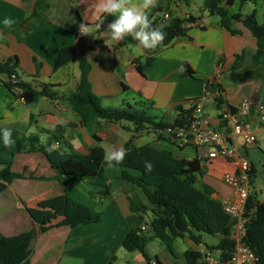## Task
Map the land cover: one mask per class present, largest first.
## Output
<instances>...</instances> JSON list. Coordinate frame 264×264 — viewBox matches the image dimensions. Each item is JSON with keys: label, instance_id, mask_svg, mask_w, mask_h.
Wrapping results in <instances>:
<instances>
[{"label": "crops", "instance_id": "crops-1", "mask_svg": "<svg viewBox=\"0 0 264 264\" xmlns=\"http://www.w3.org/2000/svg\"><path fill=\"white\" fill-rule=\"evenodd\" d=\"M41 1L48 7L40 12L41 15H34L36 0H0V19L9 17L15 21L10 28L0 25V62L16 56L20 78L29 80L28 76L36 75L39 82L48 84L61 97L55 100L41 97L26 104L0 81L1 126L16 128L22 135L36 136L42 144L47 143L54 133L59 139H52L50 145L53 147L57 142V148L62 150L86 153L89 148L100 146L105 157L106 152L124 146L132 135V128L126 121L99 120L85 124L70 108L66 96L77 87L82 59L90 64L88 81L92 92L100 97L101 105L144 107L157 119L169 123L177 116L178 106L188 109L203 94V78H213L221 86L222 102L228 107L235 109L243 98L249 100L248 113L241 116V120L250 123L256 139L250 145L243 144L241 137L233 140L250 159L252 186L259 200L264 201V126L260 124L256 112L258 104L264 101V63L252 61L256 40L240 21H231L230 28L239 30V33L233 34L216 18L204 16V11L192 13L188 0H158L157 6L149 13L151 21L158 19L167 23L191 14L198 18L202 26L186 25L184 36L146 52L139 49L135 41L121 45L111 40L107 30L114 19L111 14H104L100 29L95 36L92 35V43L82 42L86 35L80 32L81 24L94 26L98 23L92 12L96 0ZM128 3L138 4L139 0H128ZM253 3L256 6L258 2ZM255 6L253 9L258 21L264 23V19H259L263 12L257 11ZM242 7L235 0L228 7L229 14L237 11L247 14L240 9ZM165 14L169 16L166 19ZM67 48H72V54L63 63L57 64L60 53ZM146 56H153L154 59L142 75L136 65L143 63ZM183 63L191 68L192 74L182 71ZM209 105L217 109L220 107L212 101L204 103L210 125L221 127L219 111L211 114L210 110H206ZM57 126L60 129L55 131ZM137 137L135 134L134 139ZM147 142L169 149L178 158L195 156L193 147L178 148L172 142L157 141L151 133L150 140L133 144L138 146ZM28 155H39L42 164L23 165L19 159ZM19 162L20 166H17ZM200 164L202 181L214 189V198L221 200L233 194L231 186L223 180L225 173L235 171L233 162L218 157ZM11 169L23 171L25 177L5 183V188L0 191V232L15 235L22 232L11 233L18 226H31L32 263L107 264L114 257L113 264H145L140 252L127 251L121 245L131 227L147 226L150 219L149 213L141 217L131 211L127 199L131 188L129 182L107 179L105 195L90 194L86 180L56 176L40 153L17 155ZM64 192L101 211L102 220L73 227H51L40 232L28 208H39V203ZM219 240L217 234H201L199 241L185 234L174 238L170 249L163 244L164 248H149L146 245V252L156 259V264H209L201 245L203 249L211 250V257H215L221 253L217 247Z\"/></svg>", "mask_w": 264, "mask_h": 264}, {"label": "trees", "instance_id": "trees-1", "mask_svg": "<svg viewBox=\"0 0 264 264\" xmlns=\"http://www.w3.org/2000/svg\"><path fill=\"white\" fill-rule=\"evenodd\" d=\"M234 1L203 0L202 8L233 34L239 33V30L230 28L231 21H240L256 40V50L252 61L264 63V23L258 21L255 9L244 15L240 11L229 14L228 7ZM238 1L241 7L247 0ZM47 7L44 1L36 0L32 13L41 15L40 12ZM197 20L198 18L191 14L184 18H175L167 23L158 19L153 20V27L165 25L163 29L166 33L165 39L157 47L168 45L175 38L184 36L187 29L186 24ZM134 41L128 37L118 43L122 45ZM71 54L72 48L64 49L60 53L57 64L63 63ZM153 59V56H146L143 63L136 65L138 72L143 75ZM79 67L80 78L77 87L66 96L69 106L85 124L99 120L126 121L133 124L132 135L123 146L127 152L123 163L108 168L104 164V150L100 146L91 147L86 153L62 150L50 145L52 139H59L54 133L47 143L42 144L36 136L22 135L16 128L0 125V128L11 129L15 140V144L10 149L0 145V191L5 188V183L25 177L23 171L16 172L11 169L17 155L40 153L45 157L56 176L78 177L86 180L90 194L94 192L105 195L107 179H120L131 184L127 192L131 211L141 217L149 213L150 219L145 229L141 226L131 227L121 245L127 251L140 252L145 259V264H150L151 259L156 261L146 252V245L149 241L157 239L170 249L171 241L185 234L195 241H199L201 234L219 235L220 240L217 247L221 250L223 257L228 256L233 247V241L230 238L233 222L229 214L223 210L220 200L212 196L214 189L202 181L203 169L200 161L195 156L190 159L178 158L169 149L158 148L149 142L138 146L133 144L135 134L148 127L154 129L184 124L189 110L178 106L177 116L169 123L157 119L147 109L140 106L102 107L100 97L92 92L88 81L89 62L82 59ZM17 68L16 56L1 61L0 81L4 87L21 97L26 104L36 102L41 97L51 100L61 97L48 84L39 82L36 75L28 76L29 80L20 78L17 75ZM181 69L188 74L193 73L186 63L182 64ZM12 74L15 76L11 77ZM203 82L207 86L213 85L207 78H203ZM59 129L60 127L57 126L55 131ZM93 137L99 140L95 134ZM160 139L170 142L168 138L161 137ZM146 160L153 164L150 172L145 171L144 161ZM252 181L253 179H251L246 203L250 218L245 223L244 240L257 256L255 264H264V201L259 200ZM41 203L51 204L56 211L28 208L29 215L37 224L40 232H45L51 227L63 225L73 227L102 220L101 211L78 201L65 192ZM32 236L31 230L15 235H4L0 232V264H34L30 261ZM113 261L114 257L107 264H113Z\"/></svg>", "mask_w": 264, "mask_h": 264}, {"label": "built area", "instance_id": "built-area-1", "mask_svg": "<svg viewBox=\"0 0 264 264\" xmlns=\"http://www.w3.org/2000/svg\"><path fill=\"white\" fill-rule=\"evenodd\" d=\"M168 17V14L164 15V19ZM192 24L202 26L199 21L186 25ZM14 76V74L11 75V77ZM208 81L213 85L207 86L204 82L203 94L188 108L189 115L184 124L158 127L154 128L153 131L160 137L166 135V138L178 148L193 147L195 157L200 162L220 157L234 163L235 171L223 175L224 182L231 186L233 194L220 200L223 210L229 214L233 222V230L230 234L233 247L226 257H223L221 253L211 257V250L203 249L202 245L201 251L205 253L209 264H255L257 256L244 240L245 223L250 218V213L246 210V203L251 186L252 163L241 152L239 144L233 140L241 137L243 144L250 145L256 139L250 123L241 120V116L248 113L249 100L243 98L239 105L232 109L222 102L223 91L219 83L213 78L208 79ZM208 101H212L220 107L218 118L221 127L210 125L208 116L204 111V103ZM256 112L260 124L264 126V101L258 104ZM57 145L58 143L55 142L53 147L57 148ZM146 227L141 226L142 229ZM150 264H156L155 260L151 259Z\"/></svg>", "mask_w": 264, "mask_h": 264}, {"label": "clouds", "instance_id": "clouds-1", "mask_svg": "<svg viewBox=\"0 0 264 264\" xmlns=\"http://www.w3.org/2000/svg\"><path fill=\"white\" fill-rule=\"evenodd\" d=\"M158 0H139L138 4H129L128 0H96L94 12L96 23L94 26L81 24L80 32L84 35H93L100 29L104 14H111L114 19L108 24L107 30L113 41H124L131 37L137 42V47L142 50H152L160 45L166 36L163 30L165 25L153 27L149 13L157 6ZM15 21L9 17L0 19V25L5 28L13 26ZM15 144L11 129L0 128V145L10 149ZM126 150L121 146L114 151H108L104 157V164L108 168L116 167L123 163ZM145 171L150 172L153 164L144 161Z\"/></svg>", "mask_w": 264, "mask_h": 264}, {"label": "rangeland", "instance_id": "rangeland-1", "mask_svg": "<svg viewBox=\"0 0 264 264\" xmlns=\"http://www.w3.org/2000/svg\"><path fill=\"white\" fill-rule=\"evenodd\" d=\"M256 2H258L256 4V6L254 5L253 3V0H247L244 4H243V7L240 8L242 9V11L244 12H251L253 7L255 6L257 11H261L263 12V15L261 17H259V19H264V0L263 1H260V0H256ZM188 8L192 11V13H195V14H200L202 11H204V16H207V17H210V18H215L213 16H210L205 10H203L202 8V1L201 0H188ZM201 8V10H200ZM206 12V13H205ZM179 14V12H178ZM181 15V14H179ZM102 107H107V106H104V105H101ZM123 108H127V105L125 106H122ZM119 108V107H118ZM206 110H210L211 114H216L219 109L213 107V106H210L209 107H206ZM130 126L133 130V124L130 123ZM150 133L154 135L155 139L158 141L160 140L161 137L157 136L153 129L152 128H146L144 130H141L139 132L136 133V135L138 136L137 138H135L133 140L134 143H141V141H146V140H150ZM164 138H166V135H164ZM22 164H26L27 166H31L30 164H34V163H38L40 162V165L42 164V160L41 158L39 157V155H28V156H25L23 158H20L19 159ZM18 164V163H17ZM39 165V166H40ZM17 166H20V162ZM76 179H79L78 177H76ZM55 197V196H53ZM143 197V196H142ZM39 207L40 209H45V210H52L51 208V204H46V203H39ZM25 230H31V226H26V225H20L18 226V228H16L15 230H12L11 233H15V231H25ZM14 231V232H13ZM33 244L35 245V241H33ZM150 247H156V248H164V246L157 240V239H153L151 241L148 242L147 244Z\"/></svg>", "mask_w": 264, "mask_h": 264}, {"label": "water", "instance_id": "water-1", "mask_svg": "<svg viewBox=\"0 0 264 264\" xmlns=\"http://www.w3.org/2000/svg\"><path fill=\"white\" fill-rule=\"evenodd\" d=\"M92 39H93L92 35L89 34V35L83 36L82 42L92 43Z\"/></svg>", "mask_w": 264, "mask_h": 264}]
</instances>
